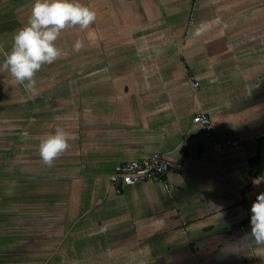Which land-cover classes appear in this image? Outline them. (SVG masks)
I'll use <instances>...</instances> for the list:
<instances>
[{
  "label": "crops",
  "instance_id": "1",
  "mask_svg": "<svg viewBox=\"0 0 264 264\" xmlns=\"http://www.w3.org/2000/svg\"><path fill=\"white\" fill-rule=\"evenodd\" d=\"M33 2L0 0V49ZM80 3L96 21L62 31L35 93L0 69V264H264L245 239L264 192V0ZM197 113L234 144L213 150ZM57 126L77 139L47 167ZM154 153L172 196L151 181L115 195V168Z\"/></svg>",
  "mask_w": 264,
  "mask_h": 264
},
{
  "label": "clouds",
  "instance_id": "2",
  "mask_svg": "<svg viewBox=\"0 0 264 264\" xmlns=\"http://www.w3.org/2000/svg\"><path fill=\"white\" fill-rule=\"evenodd\" d=\"M96 18L95 11L80 0H34L27 22L13 33L10 49H0L4 57L0 69L7 71L27 91L35 93L36 74L44 65H51L62 56L63 50L57 46L62 31L76 27L87 30ZM83 46L77 39L72 50L79 52ZM75 139L74 133L60 126L44 134L37 147L43 165L54 166L56 159L70 149V142ZM250 213V232L245 234V239L258 246L264 245V192L256 195Z\"/></svg>",
  "mask_w": 264,
  "mask_h": 264
},
{
  "label": "built area",
  "instance_id": "3",
  "mask_svg": "<svg viewBox=\"0 0 264 264\" xmlns=\"http://www.w3.org/2000/svg\"><path fill=\"white\" fill-rule=\"evenodd\" d=\"M192 88L198 90V83L193 77L189 78ZM192 122L202 127L207 141L215 151H221L232 146L233 142H220L214 133V125L211 118L204 113H197L192 117ZM261 136V135H260ZM175 168L180 169V165ZM172 168L163 154L154 153L142 160H132L117 166L109 175L107 181L115 195H119L124 187H130L140 182H156L161 184L165 193L171 197L174 185L169 181Z\"/></svg>",
  "mask_w": 264,
  "mask_h": 264
}]
</instances>
